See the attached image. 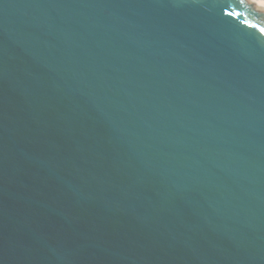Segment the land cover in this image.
<instances>
[{
	"label": "water",
	"instance_id": "1",
	"mask_svg": "<svg viewBox=\"0 0 264 264\" xmlns=\"http://www.w3.org/2000/svg\"><path fill=\"white\" fill-rule=\"evenodd\" d=\"M264 10L0 0V264H264Z\"/></svg>",
	"mask_w": 264,
	"mask_h": 264
},
{
	"label": "bare ground",
	"instance_id": "2",
	"mask_svg": "<svg viewBox=\"0 0 264 264\" xmlns=\"http://www.w3.org/2000/svg\"><path fill=\"white\" fill-rule=\"evenodd\" d=\"M250 4L264 10V0H247Z\"/></svg>",
	"mask_w": 264,
	"mask_h": 264
},
{
	"label": "snow or ice",
	"instance_id": "3",
	"mask_svg": "<svg viewBox=\"0 0 264 264\" xmlns=\"http://www.w3.org/2000/svg\"><path fill=\"white\" fill-rule=\"evenodd\" d=\"M260 31H261L262 33H264V28L260 29Z\"/></svg>",
	"mask_w": 264,
	"mask_h": 264
}]
</instances>
